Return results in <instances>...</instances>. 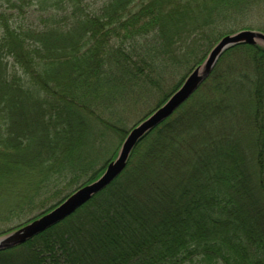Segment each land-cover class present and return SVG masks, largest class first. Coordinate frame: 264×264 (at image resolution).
<instances>
[{
	"label": "trees",
	"instance_id": "trees-1",
	"mask_svg": "<svg viewBox=\"0 0 264 264\" xmlns=\"http://www.w3.org/2000/svg\"><path fill=\"white\" fill-rule=\"evenodd\" d=\"M20 1L10 2L18 13L0 12V186L17 176L29 191L96 165L97 116L113 119L129 97L161 91L153 79L190 71L234 31L230 22L261 5L106 0L93 11L83 0H38L48 7L35 24ZM0 264H264V45L225 51L111 184L0 250Z\"/></svg>",
	"mask_w": 264,
	"mask_h": 264
},
{
	"label": "rangeland",
	"instance_id": "rangeland-1",
	"mask_svg": "<svg viewBox=\"0 0 264 264\" xmlns=\"http://www.w3.org/2000/svg\"><path fill=\"white\" fill-rule=\"evenodd\" d=\"M105 1L106 0H83L82 3L88 10L99 11ZM10 2H17L18 4L22 3L20 0H0V12L4 9H8V12L18 13L19 11L14 8ZM65 3L68 8V2ZM260 3V7L257 5L254 8V11L249 12L247 16L237 18L229 23L228 26L232 27L230 29L234 30L231 33L244 29L260 30L264 32V0H260ZM24 7L28 13L27 16L29 21L31 23L38 24L40 22L39 16L43 12L47 11L48 3H41L38 0H25ZM62 14V12L58 13L59 16ZM190 38L192 37H186L187 40ZM217 41L206 52L201 62H203ZM203 44L206 46L204 42ZM204 45L202 46V43L201 45L197 43V46L200 47V54L204 52L202 51L204 49ZM184 49L185 48H180L179 52L184 51ZM182 64H185V62ZM196 66L188 71L189 69L187 70L185 65H182L178 69H173L169 74L168 72L162 73V75H160V82L157 83L158 79H153L154 84H151V87H161V91H156L154 88V91L151 93L148 91V93H140L129 97L127 99V103L119 106L112 114L113 119H111L107 114L103 115L101 118L97 116V119H95L94 122V127L92 128V133L94 134L92 137L90 135V142H97V147H101L99 153L97 150L94 152L96 153V158L99 156L98 163L96 165L87 169H79L80 171L77 174H74V176L71 175V178H68L66 182H61L60 184H56L54 181H47V183H44L42 188L38 191H36L37 189L35 187L29 191L28 185H30V181L19 180V177L17 176L12 177L11 180H8L6 183L1 185L0 187L3 189H0L2 190L0 191V236H3L30 222L43 213L50 211L59 203L64 201L76 189L98 178L103 173L109 162L119 153L122 143L129 131H131L135 125L146 118L158 106L162 105L166 99L169 98L165 97L161 101L164 94L172 92V90L179 85L180 82L185 80L188 74ZM163 76L164 78L162 79ZM178 87L179 86H177L175 90ZM202 91H207V88L204 87ZM159 92L162 94H159ZM131 98H133V100H130ZM159 103L161 104L158 105ZM105 120L109 121L108 124L103 122ZM110 124H114V127L108 126ZM95 134L96 136H94ZM102 140L104 142L103 144L100 143ZM78 144L80 150L82 142H78ZM13 188H16L14 189L15 193H19L20 196L14 195L12 192ZM27 195L32 197L27 198Z\"/></svg>",
	"mask_w": 264,
	"mask_h": 264
},
{
	"label": "water",
	"instance_id": "water-1",
	"mask_svg": "<svg viewBox=\"0 0 264 264\" xmlns=\"http://www.w3.org/2000/svg\"><path fill=\"white\" fill-rule=\"evenodd\" d=\"M240 44L264 45V32L244 29L221 37L203 62L188 74L169 98L129 131L119 153L109 162L98 178L76 189L50 211L0 236V250L24 244L53 225L63 221L111 184L125 170L131 154L139 142L190 99L211 76L225 51Z\"/></svg>",
	"mask_w": 264,
	"mask_h": 264
}]
</instances>
